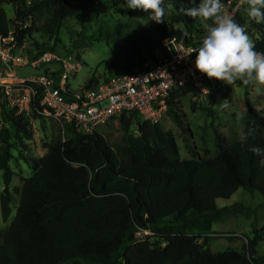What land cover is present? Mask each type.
<instances>
[{
    "label": "trees",
    "instance_id": "16d2710c",
    "mask_svg": "<svg viewBox=\"0 0 264 264\" xmlns=\"http://www.w3.org/2000/svg\"><path fill=\"white\" fill-rule=\"evenodd\" d=\"M9 1L14 17L9 20L0 6V37L11 33L17 47L32 41L34 19L42 9L52 12L41 27L46 35L55 33L66 19L87 21L110 9L102 0ZM109 1L117 14L128 9L125 0ZM165 4L169 14L164 22L150 21L126 40L122 72L131 73L135 64L152 57L165 41L176 38L185 45L195 44L205 35L206 30L196 29L197 18L177 11L191 6L190 0H165ZM138 12L128 9V19ZM234 19L245 27L264 29V23L257 24L249 16L243 21L236 13ZM130 28L118 22L115 33ZM253 41L255 49L264 53V34L260 32ZM40 49L36 44L34 58L45 52ZM105 66L104 79L114 72L109 62ZM212 81L206 82L208 90L212 85L230 101L219 80ZM97 83L91 79L89 85ZM187 94L195 99L200 96L184 87L166 99V115L179 130H184V116L176 100ZM39 101L35 106L40 107ZM244 106L245 139L229 145L214 130L217 155L207 160L198 156L181 160L174 133L164 131L160 124L144 123L134 136L129 132L132 115L120 118L124 136L117 146L100 132L80 134L68 125L70 137L49 144L46 154L35 160L24 154L26 142L32 140L28 121L14 111L4 116L1 110L0 173L6 176L16 158L12 151H16L33 175L22 179L14 219L0 231V264H264V255L256 256L262 235L243 244L240 252L213 253L207 248L213 239V223L230 214L229 208L216 207L218 200H229L239 189L264 197V155L252 151L254 147L264 149V117L247 92ZM190 110H197L195 102ZM3 193L11 203L6 187ZM138 232L149 236L139 241Z\"/></svg>",
    "mask_w": 264,
    "mask_h": 264
},
{
    "label": "rangeland",
    "instance_id": "374dc122",
    "mask_svg": "<svg viewBox=\"0 0 264 264\" xmlns=\"http://www.w3.org/2000/svg\"><path fill=\"white\" fill-rule=\"evenodd\" d=\"M1 2L0 6L5 10L7 18L12 20L14 14L10 1L1 0ZM102 4L110 8L106 15H92L91 20L87 21L77 18L66 19L52 35H46L41 29L44 22L52 18V12L42 9L34 19L32 41L28 40L24 43V50L17 49L15 55L32 61L36 55L35 45L37 44L40 46V50L62 58H71V63L78 66L74 72L69 73L68 85L74 91L87 87L91 79L101 82L100 78H103L107 71L105 62L110 63L114 73H120L121 67L126 61L124 53L126 40L144 25L141 19L147 18L148 13L139 10L137 15L128 19V9H125L122 15L115 13L114 5L109 0H102ZM247 8L248 4L245 0L244 4L236 11L243 21L247 20ZM118 22H126L131 28L123 30L121 34L117 35L115 26ZM209 23H213V21L197 18L196 29L204 31L206 30L205 25ZM26 26H30V24L27 23ZM175 28H179V25H175ZM246 31L252 40L257 39L260 32L264 34V29L257 31L246 27ZM46 67L13 66L11 70L17 78L26 79L43 74ZM49 68L56 67L49 66ZM219 82L221 90L231 96L230 101L223 99L218 90L211 85V90H208L206 95H200L195 99L192 94H187L176 100L178 108L183 112L184 130L177 129L167 115L160 124L164 131L174 133L181 160L195 159L197 156L203 160L215 157L217 149L213 144L214 130L225 137L229 145L245 139L243 135L245 92L248 93L253 107L261 111L264 117V84L253 81L251 84L245 85L240 80L231 84ZM212 83L214 84L213 81H208L207 84ZM192 102L196 103L197 110L195 112L190 110ZM225 103L228 105L227 108L224 107ZM7 128L11 134H14L12 125L8 124ZM99 128V132L112 146H117L122 142L124 131L120 124L111 121L106 126ZM30 130L32 131V140L26 142L28 150L24 154L35 160L46 154L49 144L58 139L65 140L70 137L67 128H62L52 117L38 118ZM129 132L132 133V129ZM12 152L16 158L11 161L14 177L7 189L10 191L12 200L8 205L11 214L7 221L3 218L2 209L3 195L5 196L3 189L6 187L3 179L5 177H2L0 173V230H5L14 219V208L18 203V188L22 184V179L33 175L32 169L18 157L16 151ZM216 207H227L230 214L222 221L213 223V239L208 241L207 248L213 253L228 249L240 252L243 244L255 236L262 235V240L256 247V256H263L264 197L258 193L250 194L244 189H239L229 200H218ZM136 236L137 240L142 241L149 234L148 232H138Z\"/></svg>",
    "mask_w": 264,
    "mask_h": 264
},
{
    "label": "built area",
    "instance_id": "2783aa9c",
    "mask_svg": "<svg viewBox=\"0 0 264 264\" xmlns=\"http://www.w3.org/2000/svg\"><path fill=\"white\" fill-rule=\"evenodd\" d=\"M244 1H228L223 13L234 18ZM201 42L202 38L195 44L185 45L172 38L163 42L152 57L135 64L131 73L113 72L93 87L88 84L74 91L68 85L69 73L78 66L71 63V58L44 52L32 61L22 59L15 51L23 49L24 44L17 47L10 33L5 38L0 37L1 110L4 116L14 111L31 127L37 121L35 116L52 117L62 128L72 125L80 134L99 132L100 126L111 121L120 124L123 115H132V134L138 136L144 123H162L167 112L166 99L173 91L186 87L200 95L208 93L206 82H211L212 78L195 68L197 54L182 57L190 49L198 48ZM26 65L47 67L41 75L17 78L11 68ZM38 99L40 107L35 106Z\"/></svg>",
    "mask_w": 264,
    "mask_h": 264
},
{
    "label": "clouds",
    "instance_id": "9594fccd",
    "mask_svg": "<svg viewBox=\"0 0 264 264\" xmlns=\"http://www.w3.org/2000/svg\"><path fill=\"white\" fill-rule=\"evenodd\" d=\"M127 8L143 10L147 18L141 19L144 25L150 21L164 22L169 14L165 0H125ZM191 6L180 7L177 11L185 16L211 20L206 24V33L198 48L190 49L185 56L196 53L195 68L208 78H215L227 84L236 80L248 85L253 81L264 84V53L255 49L245 27L232 16L224 14L223 0H190ZM246 9L250 20L264 23V0H247ZM149 10H151L149 12ZM224 107L228 105L225 103ZM252 151L264 155V149L254 147ZM264 163V160L261 161Z\"/></svg>",
    "mask_w": 264,
    "mask_h": 264
},
{
    "label": "crops",
    "instance_id": "0c3cea01",
    "mask_svg": "<svg viewBox=\"0 0 264 264\" xmlns=\"http://www.w3.org/2000/svg\"><path fill=\"white\" fill-rule=\"evenodd\" d=\"M46 153V152H45ZM43 155H41L39 158H41ZM38 158V159H39ZM14 161V160H13ZM1 175H2V177H3V174L1 173ZM13 177H14V173H13V171H12V169H11V164H10V169H9V171L6 173V176H5V178H3L4 179V182H5V186L7 187V189H9L8 188V186H9V184L12 182V179H13ZM22 185V184H21ZM21 187V186H20ZM19 187V188H20ZM8 192H9V194H10V191L8 190ZM11 197V196H10ZM13 199V198H12ZM11 202H12V200H11ZM9 203L7 202V199H6V197L3 195V200H2V206H3V218H4V220L6 219V221L10 218V214H11V211H10V209H9ZM16 207V206H15ZM14 210H15V208H14ZM15 216V215H14ZM12 222V221H11ZM10 225V224H9ZM9 225H8V227H9ZM7 227V228H8ZM6 228V229H7ZM5 229V230H6ZM0 231H3V230H0Z\"/></svg>",
    "mask_w": 264,
    "mask_h": 264
}]
</instances>
